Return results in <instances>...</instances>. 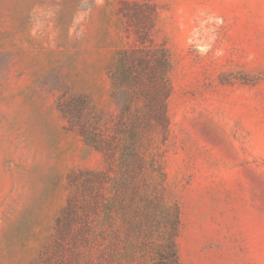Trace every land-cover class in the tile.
<instances>
[{
	"label": "rangeland",
	"instance_id": "obj_1",
	"mask_svg": "<svg viewBox=\"0 0 264 264\" xmlns=\"http://www.w3.org/2000/svg\"><path fill=\"white\" fill-rule=\"evenodd\" d=\"M167 52L166 141L179 264H264V0H0V264H29L102 156L73 128L113 110L123 48Z\"/></svg>",
	"mask_w": 264,
	"mask_h": 264
},
{
	"label": "trees",
	"instance_id": "obj_2",
	"mask_svg": "<svg viewBox=\"0 0 264 264\" xmlns=\"http://www.w3.org/2000/svg\"><path fill=\"white\" fill-rule=\"evenodd\" d=\"M169 72L164 49L123 48L107 69L113 110L96 116L75 99L74 131L105 165L67 176L75 193L29 264H179V210L166 203L153 144L168 135Z\"/></svg>",
	"mask_w": 264,
	"mask_h": 264
}]
</instances>
